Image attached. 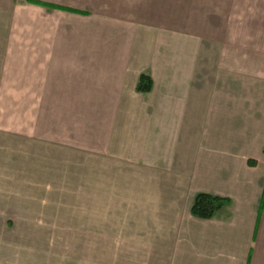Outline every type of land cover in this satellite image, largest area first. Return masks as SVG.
<instances>
[{"label":"crops","instance_id":"0c3cea01","mask_svg":"<svg viewBox=\"0 0 264 264\" xmlns=\"http://www.w3.org/2000/svg\"><path fill=\"white\" fill-rule=\"evenodd\" d=\"M0 259L264 264V0H0Z\"/></svg>","mask_w":264,"mask_h":264},{"label":"rangeland","instance_id":"374dc122","mask_svg":"<svg viewBox=\"0 0 264 264\" xmlns=\"http://www.w3.org/2000/svg\"><path fill=\"white\" fill-rule=\"evenodd\" d=\"M67 167H68V165L66 166V164H64V167H62V168L64 170ZM91 168H92L93 173H95V174H93L91 176V180L88 181L89 182V186L91 187L92 191H97L100 194L101 188H102L101 176H100L101 164L95 163L91 167L88 166V168L84 164H82V165H80V169H79L82 172V173L79 174L82 177L81 180H78V181L69 180L68 177H66V178L64 177L65 176L64 174H63V178L61 180L48 179L47 182H48L49 185H47L46 191L49 192V193H53L52 191L54 189H57V190H61V194L59 196H57V195L54 196L53 194L52 195H48L49 196V197H47L48 199L44 200L45 205L47 207H51L53 205H56L58 202H61L62 205L63 204H67L68 202H64V201H66L64 199H66V198L67 199L68 198L74 199L76 197L78 199H81V202L79 204L82 205L81 208H84L85 204L87 203L86 202L87 197L86 196H82V197L78 196L77 197L75 193H77L78 191L76 189H73L72 187L85 186V184H86V180H85L86 173H85V171H86V169L89 170ZM76 174H78V173H76ZM50 175L52 176L53 174H50ZM66 175H69V174H66ZM72 193H74V194H72ZM50 199L55 200V202H51ZM89 200H90V202H89L90 207L92 208L94 205H97L98 203H100V196L91 195L89 197ZM27 203L28 204H32L31 200H29ZM96 213L97 212H95V211H93V213H91V215H92L91 217L94 218V220H93L94 223H96L97 219L98 220L100 219V215H99V217H97ZM78 214H79V216H77V218H78L79 221L81 220V223L84 220L89 221V219H84L85 218V213L81 214V213L78 212L77 215ZM83 214H84V216H83ZM67 215H68V213H67ZM8 235L10 237L13 236L12 234H8ZM19 251L20 250H18V248L15 245H13V246L9 247L8 253H7V257H9L10 260H11V257H12V259H16L15 261H18L19 263H21L20 262V260H22V259H20V252L21 251L20 252Z\"/></svg>","mask_w":264,"mask_h":264},{"label":"trees","instance_id":"16d2710c","mask_svg":"<svg viewBox=\"0 0 264 264\" xmlns=\"http://www.w3.org/2000/svg\"><path fill=\"white\" fill-rule=\"evenodd\" d=\"M151 85L152 82L150 77L145 73H141L137 79L135 90L137 92H147L151 89ZM225 202L224 198L207 193H198L193 199L190 212L196 217L208 219L211 218L215 212L225 204Z\"/></svg>","mask_w":264,"mask_h":264}]
</instances>
